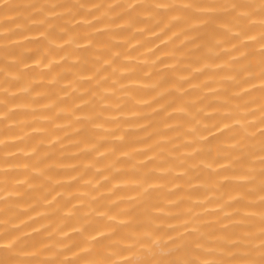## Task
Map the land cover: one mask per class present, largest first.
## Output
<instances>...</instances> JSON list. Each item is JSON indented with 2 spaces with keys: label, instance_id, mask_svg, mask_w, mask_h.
Masks as SVG:
<instances>
[{
  "label": "bare ground",
  "instance_id": "6f19581e",
  "mask_svg": "<svg viewBox=\"0 0 264 264\" xmlns=\"http://www.w3.org/2000/svg\"><path fill=\"white\" fill-rule=\"evenodd\" d=\"M0 264H264V0H0Z\"/></svg>",
  "mask_w": 264,
  "mask_h": 264
}]
</instances>
